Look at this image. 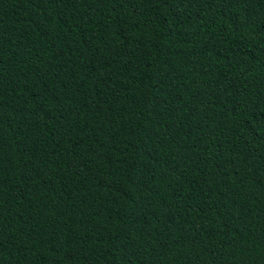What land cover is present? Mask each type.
I'll list each match as a JSON object with an SVG mask.
<instances>
[{
    "label": "trees",
    "instance_id": "trees-1",
    "mask_svg": "<svg viewBox=\"0 0 264 264\" xmlns=\"http://www.w3.org/2000/svg\"><path fill=\"white\" fill-rule=\"evenodd\" d=\"M0 264H264V0H0Z\"/></svg>",
    "mask_w": 264,
    "mask_h": 264
}]
</instances>
